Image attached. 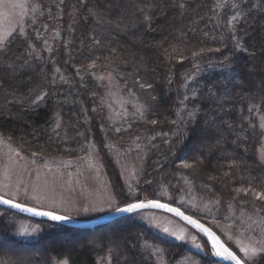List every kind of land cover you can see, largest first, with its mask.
<instances>
[{
    "label": "trees",
    "instance_id": "trees-1",
    "mask_svg": "<svg viewBox=\"0 0 264 264\" xmlns=\"http://www.w3.org/2000/svg\"><path fill=\"white\" fill-rule=\"evenodd\" d=\"M233 3L246 12L240 28L247 51L234 47V31L229 27L232 2L218 6L216 0H30L23 35L18 30L0 45V136L23 154L41 160L75 156L93 143L106 161L122 204L128 195L110 157L112 134L97 78L100 71H110L125 79L123 83L135 80L150 118L157 121L154 130L160 134L148 147L133 200L159 198L169 178L187 162L192 165L186 170L195 193L214 205L219 220L227 218L232 208H248L249 217L255 216L259 225L264 221V201L252 193L264 191V163L259 157L260 119L264 118V0ZM145 13L152 17L148 22H144ZM121 15L130 22L126 31L123 24L116 27ZM222 63L243 80H237L222 105L205 94L180 102L187 78ZM140 83L152 87L142 89ZM213 103L222 108L221 116L209 111ZM194 104L199 109L196 128L188 140L176 143L178 125L171 121L191 119L187 114ZM241 188L248 189L247 194L236 191ZM193 217L210 226L203 214ZM35 220L54 228L38 241L26 242L13 238V227L0 219V264H52L53 258L67 259L69 264H100L108 255L112 264H129L132 258L136 264H153L142 251L146 239L161 244L173 264L189 252L184 244L169 241L131 218L91 229ZM255 264H264V255Z\"/></svg>",
    "mask_w": 264,
    "mask_h": 264
},
{
    "label": "rangeland",
    "instance_id": "rangeland-1",
    "mask_svg": "<svg viewBox=\"0 0 264 264\" xmlns=\"http://www.w3.org/2000/svg\"><path fill=\"white\" fill-rule=\"evenodd\" d=\"M29 2L30 0H0V45H4L23 26L29 12ZM231 2L233 3L235 0H227V2L226 0H216L218 6ZM18 3H23L24 8L12 6ZM245 13L243 7L236 6L232 9L229 19V27L235 33L234 40L235 42L239 41L242 46L246 36L240 26L245 21ZM233 16L236 18L233 19ZM236 77L237 72L232 67L225 66L223 70L216 65L205 67L197 74L187 78L183 95L187 94L189 100H198L204 94L202 89L206 85H212L216 98L207 97L212 102L216 101L217 105H222L230 90L237 85ZM97 78L101 84L102 101L112 134V138L108 142L110 157L120 174L126 195L130 193L131 198L134 199L137 195V178L143 171L145 160L149 154L148 147L160 134L154 130V125L151 123L153 118L149 116L150 109H148L145 97L138 93L135 80H130L126 84L123 83L125 79L119 80L112 72L105 70L100 71ZM225 89H229L226 95ZM144 93L146 94L145 91ZM212 105L211 109H214L212 110L214 115L221 116L222 108L216 106L215 103ZM183 111L184 109L179 115L180 120H183ZM260 128L262 141L259 147V157L264 163L262 160V156H264V118L260 119ZM131 132L133 133L131 134ZM187 172L183 167L169 178L159 192L158 202L174 205V201L189 211L193 208L197 209L198 213L205 216L206 221L210 224L209 227L215 228L224 238L221 237V242L226 247L234 248V250L232 248L230 250L237 252L238 256L243 258L244 254L240 252L237 241L240 246L249 248L250 255L251 249H257L253 260L258 263L259 258L264 255V252L259 251L262 247L261 241H264V221L256 225L259 222H256L255 216V219L249 217L250 209L248 208L241 211L232 208L227 218L219 220L221 216L214 215V205L195 193ZM0 196L39 210L46 209L52 203L63 204L68 209L70 220L77 222H90L106 217L110 215L107 211L110 206L114 211L115 203H121L110 180L106 161L93 143H88L81 153L75 156L67 155L58 160H41L35 156L23 154L1 136ZM93 206L102 207L104 211H94ZM85 207L89 208L88 212L83 211ZM7 210L0 206V219L5 220L9 226L13 227L12 236L16 240L35 242L54 228L52 224H45L26 215ZM120 219L111 223L115 224ZM131 219L147 225L154 233L163 238L174 243H182L189 249L188 254L174 264H223L212 260L214 257L210 252L209 245L205 243L206 240L199 232L171 213L143 209L134 214ZM225 221L227 223H224ZM237 221H240L238 223L239 230L235 228ZM250 221L256 226L252 225ZM164 228L176 233L183 230L185 240H176L174 236L164 233ZM36 229L40 231H35ZM193 236L196 237L195 241L192 240ZM144 241L142 247L144 253V245H152L146 249V255L151 257L150 260L153 264H173L168 260L167 250L161 244L149 239ZM197 244L201 245L200 249L196 247ZM206 259L208 260L206 261ZM63 260L53 258L52 264H62ZM100 264H112L111 256L102 257ZM249 264H252V261H249Z\"/></svg>",
    "mask_w": 264,
    "mask_h": 264
},
{
    "label": "snow or ice",
    "instance_id": "snow-or-ice-1",
    "mask_svg": "<svg viewBox=\"0 0 264 264\" xmlns=\"http://www.w3.org/2000/svg\"><path fill=\"white\" fill-rule=\"evenodd\" d=\"M226 2H227V0H226ZM242 2L250 4L251 0H242ZM12 6L13 7H19L21 9L24 8L23 3L13 4ZM145 7H151V5H145ZM231 7L235 8L236 4L232 3ZM140 11L143 12V9H140ZM235 18L236 17L233 16V19H235ZM151 19H152V17L145 13L144 22H148ZM102 22L106 23V24L112 23L111 21L103 20V19H102ZM129 23L130 22L125 21L124 15H121L117 19L116 27H120L121 24H123V30L126 31L127 28L129 27ZM19 31L23 35V29L21 28V29H19ZM234 36H235V33L233 32V37ZM94 39H95V37H94ZM95 42L97 44H99L100 40L96 39ZM234 47H235L236 51H247V49L243 48V46L239 43V41H236ZM217 51H219V49H217ZM196 54L197 53H193V55H196ZM223 59L225 61H227L228 55H225V57ZM224 67H225V65L222 63L220 66V69L223 70ZM236 79L240 80V82L243 83V80L240 77H236ZM169 83H171V81H169ZM234 83H235V81H234ZM140 87L142 89L146 88V87L151 88L152 85L150 83L149 84L140 83ZM202 90H204V94L206 96H208L210 98H216V93H215L212 85H206L205 88ZM228 91H229V89H225V95L227 94ZM44 95H46V93ZM38 99L42 100V99H44V96L41 95L38 97ZM152 99L155 100V96H152ZM189 99H190L189 96L187 94H185L183 96V99L180 102L184 103V101H188ZM192 107H193V110L188 113V115H189V117H191V119L183 120L181 122H178L176 120L171 121L173 124L178 125L177 131L174 134L176 143H183L184 141L188 140L189 133L192 132L193 130H195V128H196L195 117H196L197 111L199 109H198V106L195 104ZM212 110H214V109H209V111H212ZM151 123L156 124L157 121L153 119V120H151ZM205 124H208V120H205ZM117 131H119V129H117ZM165 135H167V134H165ZM17 155H19V153H17ZM34 155H35V153H34ZM262 160H264V156H262ZM183 167L188 168V167H192V165L190 163L185 162L183 164ZM225 175H227V173H225ZM236 191L237 192L244 191L247 194L248 189L241 188V189H237ZM252 194L257 199L264 201V191H260V192L253 191ZM0 203H2L4 205H9L12 208L19 209L21 211H25V212L31 213L33 215H36V216L47 217L50 220L56 221V222H67L71 219L70 215L68 214V209L66 207H64L63 204L57 205L55 203H52L46 209L39 210L35 207H27L22 203H17L10 198H5L4 196H0ZM181 203H183V202L181 201ZM217 204H219V201H217ZM148 207L156 208V209H164L169 213H174L176 216H178V217L182 218L184 221H186L187 224H189L193 228L199 230V232L203 233L207 237V241H205V243L210 242V245H211L210 246V252L215 257H219V258H222L223 260L231 261L232 264H249V261H252V264H255L253 257L255 256L257 249H255V248L251 249V255H250L249 248L246 246H240L239 241H237L240 252H242L244 254L243 258L238 256L235 252L230 250L229 247H226L225 244L221 242L220 238L217 235H215L213 231L210 230V228L205 227L204 224L200 223L198 219L193 218V216L198 215V210L195 208L190 209V214L186 215L185 212L181 211L179 207H171L168 203H160L155 198L148 199L147 202L140 201L138 199L133 200L131 198V194L129 193L128 197L124 198V201L122 204L119 202L115 203L114 211H113L111 206L107 209V211L109 212V214L120 215L122 219H125V218H133L134 214H137L139 210L145 209ZM205 208H207V205H205ZM93 210L94 211H104V209L102 207H97V206H93ZM83 211L88 212L89 208L85 207V208H83ZM35 231H40V230L36 229ZM163 232L167 233L169 236H174L175 239L178 241H184L185 240L183 230L180 233H176V232H170L168 228H164ZM229 239H231V237H229ZM192 240L195 241L196 237L193 236ZM261 244H262V247L259 249V251L264 252V241H261ZM151 246L152 245H150V244L144 245V248H145L144 254H147L146 249L150 248ZM196 247L198 249H200L201 245L197 244ZM150 258L151 257L149 256V259ZM62 264H69V261L63 260ZM129 264H136L135 258H132L129 261Z\"/></svg>",
    "mask_w": 264,
    "mask_h": 264
},
{
    "label": "water",
    "instance_id": "water-1",
    "mask_svg": "<svg viewBox=\"0 0 264 264\" xmlns=\"http://www.w3.org/2000/svg\"><path fill=\"white\" fill-rule=\"evenodd\" d=\"M144 202H147V201H144ZM160 203H163V202H160ZM171 207H177V206H174V205H171V204H169ZM0 206L1 207H3V208H5V209H8V210H11V211H15V212H17V213H20V214H23V215H26V216H28V217H31V218H34V219H48V220H50L49 218H47V217H41V216H36V215H33V214H31V213H28V212H25V211H21V210H19V209H15V208H12L11 206H9V205H4V204H2V203H0ZM145 209H153V210H159V211H164V212H167L166 210H164V209H156V208H151V207H148V208H145ZM141 210H143V209H141ZM181 211H183L182 209H180ZM169 213V212H168ZM171 214H173V215H175L174 213H171ZM185 214L187 215V213L185 212ZM176 216V215H175ZM178 217V216H177ZM119 218H121V216L120 215H112V214H110V215H108V216H106V217H102V218H99V219H96V220H94V221H90V222H77V221H73V220H69V221H67V222H61V223H65V224H67V225H71V226H73V227H76V228H83V229H91V228H95V227H98V226H103V225H108L109 223H111V222H114L115 220H117V219H119ZM178 218H180V217H178ZM193 218H195V217H193ZM182 221H184L182 218H180ZM195 219H197V218H195ZM185 223H187L186 221H184ZM199 222L200 223H203V222H201L200 220H199ZM204 224V223H203ZM189 225V224H188ZM189 226H191V225H189ZM204 226L205 227H208L206 224H204ZM192 227V226H191ZM193 228V227H192ZM208 228H210V227H208ZM195 229V228H194ZM197 232H199V230H197V229H195ZM210 230L211 231H213L211 228H210ZM214 232V231H213ZM201 235H202V237H204V239L207 241V237L203 234V233H201V232H199ZM214 234L215 235H217L215 232H214ZM221 240V239H220ZM208 245H209V249H210V242H208ZM213 255V254H212ZM213 257H214V259L215 260H217V261H219V262H221V263H223V264H232V262L231 261H227V260H223L222 258H219V257H215L214 255H213Z\"/></svg>",
    "mask_w": 264,
    "mask_h": 264
}]
</instances>
